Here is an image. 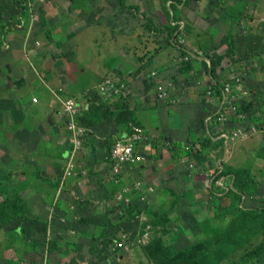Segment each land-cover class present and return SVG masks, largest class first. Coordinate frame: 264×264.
I'll return each instance as SVG.
<instances>
[{"label": "rangeland", "instance_id": "obj_1", "mask_svg": "<svg viewBox=\"0 0 264 264\" xmlns=\"http://www.w3.org/2000/svg\"><path fill=\"white\" fill-rule=\"evenodd\" d=\"M26 1L35 22L29 20L27 27L18 29L12 26L16 21L13 17L11 24L1 26L17 28L18 32L0 39V203L9 198L10 210L16 216L14 220L0 224V264L15 261L24 264H264V211L249 213L246 210L261 206L249 195L240 199L225 195L227 197L224 196L222 204L228 205L226 208L209 196H202L199 201L187 198L189 194L197 193L188 189L180 191L165 184L155 191L153 185L137 178L133 182L141 180L145 188L152 187L153 191H139L133 195L131 203H119L115 210L111 208L114 197L110 203L105 196L94 198L98 201L92 205L91 197L98 192L108 196L95 169L102 151V154L106 153L104 140L108 142L106 139H110L112 133L121 131L125 123L134 118L126 99L129 91L121 79H113L106 71L110 58L99 55L100 60L94 68L82 61L87 56H95L92 43L81 41L86 34L83 27L66 25L63 22L65 14L61 18L41 20L39 13L46 7V0ZM234 1L240 6L226 7L225 0H212L220 9L221 22L224 15L235 18V12L247 10L249 13L250 0ZM164 2H168L170 7V1ZM189 2L182 0L178 7H187ZM247 5L250 8H246ZM162 10L169 19L167 11ZM179 10L177 8L174 13L173 21L182 18L177 16ZM48 18L52 17L48 15ZM176 24H163V29ZM182 24L178 23L179 34L185 40L183 46L189 50L199 45L216 58L226 55L230 48L228 45L234 43L233 63L237 65V73L230 68L229 75L241 76L242 85L251 91L249 100L257 101L260 113L264 112V20L245 25V28L238 26L240 44L237 45L231 34L219 46L220 40L215 46L208 40L204 43L191 41L186 27L181 28ZM142 27L146 28L143 24L135 30ZM22 28L26 30L24 36L20 34ZM96 33L99 36L105 34L99 30ZM39 35L46 39H39ZM163 41V46L168 43V39ZM172 46L179 51L181 49L177 42ZM35 52L50 53L52 58L42 64L34 58ZM181 62L178 57L173 60L176 67ZM230 65L228 60L225 67ZM222 78L223 82H229L224 74ZM104 85H108V89L102 95ZM205 97L202 98L206 101ZM69 99L85 101L86 111L96 103L99 110L92 115L85 112L80 117V124L85 129L84 143L75 159V173L66 179L68 186L61 188L64 177L61 167L65 166L62 160L64 151L68 150L69 138L64 103ZM158 110L164 113L154 112L151 119L153 129L165 126L172 117L167 114L172 113L171 108ZM49 118L53 124L48 122ZM138 119L145 123L140 117ZM245 121L246 124H255L256 118L250 113ZM251 124L244 129L247 130ZM257 135L264 136L261 132ZM260 150L257 149L258 155L252 157L264 158V151ZM81 156L85 164L80 161ZM92 159L96 163L93 164ZM246 159L248 157L242 162ZM171 160L174 165L180 163L172 156ZM195 168L197 170L198 167L195 165ZM162 173L157 174L165 181L169 172ZM254 174L261 183L259 192L262 193L259 195L262 196L264 163L256 165ZM195 175L196 171L193 177ZM122 181L123 177L118 184L125 185ZM91 187L93 192H89ZM30 190L41 196L47 211L53 205V197L59 198L51 219L54 234L49 240L46 238V210L32 214L26 200ZM111 213H114V218ZM233 219L235 224L231 221ZM234 226L240 231L241 241L229 234ZM120 242H123L122 246L117 245Z\"/></svg>", "mask_w": 264, "mask_h": 264}, {"label": "crops", "instance_id": "obj_2", "mask_svg": "<svg viewBox=\"0 0 264 264\" xmlns=\"http://www.w3.org/2000/svg\"><path fill=\"white\" fill-rule=\"evenodd\" d=\"M225 1L227 3L226 7L232 5L240 6L234 0ZM250 1V4H252L251 8L249 5L245 6L246 8H250L249 13L246 12L247 10L240 11L239 13L235 12L237 17L234 18L232 15H224L222 12L224 19L221 22L220 9L217 4H213L212 0H190L187 7H178L180 10L177 12V16H181L182 18H178L177 21H173L175 12L171 6L169 7L168 2H164V0H75L73 3L71 0H46V7L41 8L40 13L38 12L41 20L61 18L62 14H65L63 22L66 25L83 27L86 34L81 38V41L83 43L88 41L92 43V51L95 56L91 55L84 59L81 58L82 61L87 63L90 68H94L95 64L100 60L99 55H105L108 59L110 58L106 71L112 75L113 79H121L125 89L129 91L126 92V99L129 100V108L135 120L144 128L145 134L148 137L146 143L140 145V148H142L148 158L144 163L135 168L127 169L122 174L123 184L132 185L135 179L141 178L153 185L155 191L161 185L164 186L166 184L175 187L176 190L188 189L189 191L197 192L196 194L191 193V195L188 192L189 195L187 198L190 199L196 198L199 201L202 196H209V199L213 198L214 201H220L212 196V193L217 196H222L229 190L232 184V179H228L225 176L217 178L222 169H237L248 166L255 176L254 171L256 165L264 163V158H254L252 155L259 152H257V149L264 147V136L254 134L253 136H247L239 139L237 142L229 144L228 148L225 146V141L221 137V132L224 128L229 130L247 128L252 122L246 124V121L239 122L234 120L226 127L218 125L214 112L216 111L217 113L219 109L218 100L215 98V101L211 104L202 98L205 96L202 88H207L211 84L209 72L203 65V60L206 57L204 54L207 53V50L205 51L199 45H195V49L192 48L193 52L196 53L195 55H197V61L193 64V71L185 75L180 73L178 67L173 64V60L175 61V58L180 54L179 49L176 46L170 45L169 42L163 46V40L168 39L167 30L165 28L163 29V24H174L175 22L177 24L183 23L180 26L181 28L186 27L187 35L191 41L195 40L198 43H204L208 40L215 46L220 40L219 46L221 42L226 41L227 37L230 38L231 34H233L237 45L240 44L241 39L239 38L240 30L238 26L245 28V25H254L258 20H264V0H255L256 2ZM27 3L28 1L26 0H0L1 40H4V37L17 33L21 27H27L29 20L35 22V19H32L30 15L31 8L30 12L27 8ZM136 8H139V11L144 12L150 19L146 28H139L138 31L135 30V27L143 25L144 20L140 15L134 14V9ZM162 9L167 11L169 19L171 20L170 22ZM48 11L50 12L48 13ZM246 14L248 17H245ZM48 15L52 18H48ZM13 17L16 18V21L12 26L19 28H3L5 24H11V20L14 19ZM235 19H239V21L235 22ZM1 26L3 27L1 28ZM151 26L152 29L149 28ZM98 30L105 32V34L99 36L96 33ZM25 32V28H22L20 34L24 36ZM47 33L48 31L46 29ZM38 38L43 41L46 39L44 35H39ZM233 45L234 43L228 45V47L231 46L233 49ZM123 46H126V49ZM212 55L214 56L215 53H212ZM94 57L96 58L94 59ZM233 57L232 55L229 58L231 61L230 67H224L221 70L222 72L218 73L217 78L220 80H223V74L226 79L234 74L229 75L230 68L234 70L233 72H236L237 65L233 63ZM34 58L44 64L52 58V55L50 53L35 52ZM206 61L208 62L209 60L207 59ZM222 62L225 63V60ZM152 70H158L162 78L171 77L176 79V97L179 98L176 104L165 106V103L156 99V84L153 79H147ZM198 81H201L200 86L197 85ZM79 102L82 106L85 105V101ZM168 108L172 110V113H167L168 116L172 115L168 120L169 122L163 127L159 125L160 129L158 127L153 129L151 119L154 112L160 111L158 109L165 110ZM253 108L254 110L257 108L254 103ZM61 111H63V108ZM85 111L82 110L81 114ZM160 112L164 113L163 110ZM138 117L143 119L145 123H141ZM179 122H181V125H179ZM203 124L205 125L204 132L202 131ZM123 131L127 130L122 129L116 134L112 133L111 138L106 139L108 142L104 140V152L110 148V142L112 144ZM192 132H195L197 137L200 136L202 140L209 138V146L203 152L201 151V154L181 155L178 159L180 161L179 165H183H180L181 168L179 165H174V162L171 160L172 145L181 143L182 148L185 145L189 146ZM159 137L161 140H159ZM197 147L200 146L198 145ZM102 153L99 159H97V163H94H96L95 169L103 184L102 189L107 192L108 196L104 192L103 194L98 192L91 197L93 206L98 201L94 198L105 196V198L109 199V203L112 202L116 190L121 187L120 184H116L111 180L110 166L103 160L102 155L104 156L105 153ZM66 154L67 151H64V160H62L64 162L66 161ZM82 156L80 157V161L85 164ZM246 157L248 159L242 162V159ZM195 165L198 167L197 170ZM176 168H179V170H176ZM63 170L64 168L61 167V173ZM199 170L201 173H199ZM164 171L169 173L165 181H162V176L157 173L163 175L162 172ZM194 171H196V175L193 177ZM211 173L212 176L210 175ZM65 186H68L67 181H65L63 188ZM109 189L113 191L108 193L107 190ZM171 189L174 191V188ZM79 192H81V189H79ZM89 192H93V188ZM199 192L201 195H199ZM134 194H132V198ZM55 196L53 197L54 200L52 199L53 205L49 211L46 209L45 201L42 202V198L37 192L33 190L27 191L26 197L32 214H39L46 210L45 220L48 229L46 238L48 240L54 234V231H51L54 223L51 224V219L55 210L54 205L59 199ZM116 205H119V203L113 201L111 208L115 210ZM110 216L114 218L115 215L111 213Z\"/></svg>", "mask_w": 264, "mask_h": 264}, {"label": "built area", "instance_id": "obj_3", "mask_svg": "<svg viewBox=\"0 0 264 264\" xmlns=\"http://www.w3.org/2000/svg\"><path fill=\"white\" fill-rule=\"evenodd\" d=\"M176 42L177 45L186 53L184 55L181 54V56H178L179 60L182 62L190 60L192 53L188 48L183 46L185 40L181 34H178ZM147 78L153 79L156 84L155 95L158 101L170 105L176 104L178 102L179 98L176 97L177 83L173 79L162 78L158 70H152L149 74V77ZM228 80L229 82L224 83V88L222 91L223 99L216 113L217 123L222 127L229 125L234 120V118H236L239 122H243L247 119L248 113L241 108L243 103L253 102L255 107H257L256 111H258V106L256 105L257 101L249 100L248 97L250 96L251 91L242 85L241 76L235 74ZM197 85L200 86L201 81H198ZM107 86L108 85H104L102 87V95L106 93L108 89ZM205 95L209 103L215 101L212 85L207 86ZM82 110H87L86 103L82 106L79 101L74 99H69L64 103L66 127L68 128L69 138L64 166V177L61 179L62 184L65 183L68 177L75 173V159L83 144L82 136L85 134V129L78 123V118ZM129 125L130 129L128 131H123L113 141L109 148V152L102 156L103 160L106 161V163L110 166V177L111 180H113L116 184L120 183L122 174L127 169L135 168L136 166L144 163L148 158L142 148H140V145L146 143L148 140L144 128L134 123H130ZM259 132L264 134V123L260 126L251 124L247 130L244 128H238L235 130L224 128L221 132V137L222 140L225 141V146L228 148L229 144ZM183 149L188 151L189 147L185 145L183 146ZM210 175L212 176V173ZM62 184L61 188L64 186V184ZM143 190L153 191V188H145V185L141 180L135 181L132 185H121V187L116 190L114 200L120 204H129L132 201V194ZM117 245L122 246L123 242H120ZM10 264L24 263L21 261H15Z\"/></svg>", "mask_w": 264, "mask_h": 264}, {"label": "trees", "instance_id": "obj_4", "mask_svg": "<svg viewBox=\"0 0 264 264\" xmlns=\"http://www.w3.org/2000/svg\"><path fill=\"white\" fill-rule=\"evenodd\" d=\"M71 1L73 3L75 0H71ZM167 1H170V3H171L170 6L174 12H176V10L178 8V4L182 2V0H167ZM188 1L189 0H187V2ZM134 14L140 15L142 17V19L144 20V25L146 27L148 24V21H150V19L147 17V15L144 12H140L139 8L134 9ZM149 28L152 29V26ZM165 29L167 30L166 33L168 36L169 44L170 45L175 44L177 36L180 33L179 25L176 24L174 27L168 26V28H165ZM162 32H164V31L162 30ZM180 51H181L182 55L186 54L183 49L182 50L180 49ZM189 51L192 53L191 59L188 61L181 62L180 65L178 66V71L182 74H185V75H187L191 71H193V69H194L193 64H194V62L197 61V58H196L197 55H195L196 53H194L193 50H191V49ZM204 55L206 57L203 60V65L206 67V70L209 72L210 79H211L210 85H212V87H213L214 96H215L216 100H218V103H219L218 106H220L221 101L223 99V92L222 91H223L225 82H223V80H220L217 77H218V73L221 72V70L225 67V64L229 60L230 56L233 55V49L230 46L229 50L226 52V55L218 56L217 58L212 57L211 55H209L207 53H205ZM207 59L209 60L208 62L206 61ZM223 59L225 60V63L222 62V61H224ZM227 66H229V64ZM202 91H203V93L206 92V88H202ZM206 102L209 103L207 100H206ZM241 108H242V110L246 111L248 113V115L250 113H253V115L257 121V122L256 121L254 122L255 124L261 125L264 123V112L260 113L259 107H258V111L254 110L252 102L243 103ZM98 110H99V106L96 103H94L92 106H90L88 111H85V112H88V115H92V114H96L98 112ZM85 112H83L79 116V118H78L79 124H80V117L83 114H85ZM214 112L216 114V111H214ZM215 118H216V115H215ZM130 123H134L136 125L141 126L139 124V122L135 120V118H131L125 123V125L121 128V130L126 129L128 131L130 129V125H129ZM202 129H203L202 131L204 132V130H205L204 124L202 126ZM208 139L209 138L202 140V138L200 136L197 137L195 132H192L191 140L189 142L190 145L188 146L189 147L188 151H185L182 148V145H180V144L172 145V149H171L172 159L178 160V158L181 155H193V154H199V153L201 154L209 146V140ZM217 144H218V142H217ZM197 145L200 146L198 149H196ZM196 151H197V153H196ZM262 151H264V147L260 150V152H262ZM107 152H109V149H107L106 153ZM258 153H254L253 156L258 155ZM222 176H225L228 179H232V186L229 187V190L226 191L225 194H223L222 196H217L216 194L211 192L212 196L216 197L217 200H220L219 203L222 207L229 208L228 205L222 204V199H223L224 195H230L231 194V195H233L234 199H240L246 195H249L251 198H254L258 202H260L261 206H259L257 208H246V210H248L249 213H253V212H257V211H261V210L264 211V198H263V195L262 196L259 195V193H260L259 188L261 186V183L252 174L250 167L244 166L242 168H237V169H234V168H228L226 170L222 169V171L218 174L217 178H220ZM10 202H11V200L9 198H5L4 201L0 203V224L8 223V222H10L16 218V216L13 215V211L10 210V207H9ZM13 204L15 205L14 202H13ZM262 211H261V213H262ZM260 218H261V216H260ZM231 221H233V223L235 224V219H233ZM235 227L236 226H234L229 231V234L231 235V233H232L234 239L241 241V237L239 235L240 231L238 229H236Z\"/></svg>", "mask_w": 264, "mask_h": 264}, {"label": "water", "instance_id": "obj_5", "mask_svg": "<svg viewBox=\"0 0 264 264\" xmlns=\"http://www.w3.org/2000/svg\"><path fill=\"white\" fill-rule=\"evenodd\" d=\"M48 121H49V123H50V124H52L51 118H49V120H48Z\"/></svg>", "mask_w": 264, "mask_h": 264}, {"label": "bare ground", "instance_id": "obj_6", "mask_svg": "<svg viewBox=\"0 0 264 264\" xmlns=\"http://www.w3.org/2000/svg\"><path fill=\"white\" fill-rule=\"evenodd\" d=\"M76 22V21H75ZM97 49V48H96ZM95 51V50H94ZM96 52V51H95ZM96 57H94V59H95ZM95 61V60H94Z\"/></svg>", "mask_w": 264, "mask_h": 264}, {"label": "clouds", "instance_id": "obj_7", "mask_svg": "<svg viewBox=\"0 0 264 264\" xmlns=\"http://www.w3.org/2000/svg\"><path fill=\"white\" fill-rule=\"evenodd\" d=\"M231 186H232V184H231ZM231 186H230V187H231Z\"/></svg>", "mask_w": 264, "mask_h": 264}]
</instances>
